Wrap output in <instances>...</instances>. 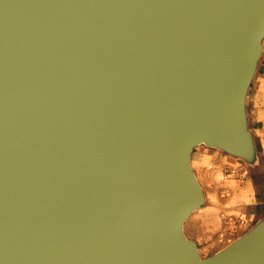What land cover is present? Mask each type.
I'll return each mask as SVG.
<instances>
[{"label":"water","instance_id":"1","mask_svg":"<svg viewBox=\"0 0 264 264\" xmlns=\"http://www.w3.org/2000/svg\"><path fill=\"white\" fill-rule=\"evenodd\" d=\"M264 0H0V264H264V223L200 258L199 145L252 159Z\"/></svg>","mask_w":264,"mask_h":264},{"label":"crops","instance_id":"2","mask_svg":"<svg viewBox=\"0 0 264 264\" xmlns=\"http://www.w3.org/2000/svg\"><path fill=\"white\" fill-rule=\"evenodd\" d=\"M244 109L251 160L204 144L190 153V167L203 203L185 219L182 230L195 244L200 258L213 255L264 223V39Z\"/></svg>","mask_w":264,"mask_h":264},{"label":"built area","instance_id":"3","mask_svg":"<svg viewBox=\"0 0 264 264\" xmlns=\"http://www.w3.org/2000/svg\"><path fill=\"white\" fill-rule=\"evenodd\" d=\"M244 176H245V173H243L242 175H241V178H244ZM226 224H228V221L226 220V221H224V225L226 226ZM225 230V228L223 229V231Z\"/></svg>","mask_w":264,"mask_h":264},{"label":"rangeland","instance_id":"4","mask_svg":"<svg viewBox=\"0 0 264 264\" xmlns=\"http://www.w3.org/2000/svg\"><path fill=\"white\" fill-rule=\"evenodd\" d=\"M264 186V185H263Z\"/></svg>","mask_w":264,"mask_h":264}]
</instances>
